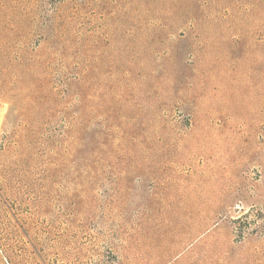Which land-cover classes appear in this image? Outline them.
Wrapping results in <instances>:
<instances>
[{
	"label": "rangeland",
	"instance_id": "1",
	"mask_svg": "<svg viewBox=\"0 0 264 264\" xmlns=\"http://www.w3.org/2000/svg\"><path fill=\"white\" fill-rule=\"evenodd\" d=\"M2 165L0 264H264V0H0Z\"/></svg>",
	"mask_w": 264,
	"mask_h": 264
},
{
	"label": "trees",
	"instance_id": "2",
	"mask_svg": "<svg viewBox=\"0 0 264 264\" xmlns=\"http://www.w3.org/2000/svg\"><path fill=\"white\" fill-rule=\"evenodd\" d=\"M25 82V79H22ZM15 174V168L13 165H2L0 166V197H3V192L9 193L11 195L10 197L12 200H16V195H14V191L16 190V176ZM16 179V180H15ZM18 183V181H17ZM6 202V201H4ZM16 223L18 226H20L23 234L28 239L29 244L32 246L33 252L37 254V256H40L39 252L36 250L35 246L32 243L31 238H29V233L27 229H24L20 223L18 218H15Z\"/></svg>",
	"mask_w": 264,
	"mask_h": 264
}]
</instances>
